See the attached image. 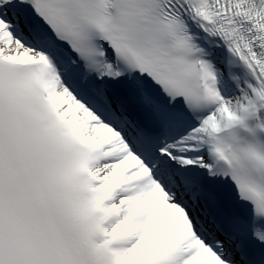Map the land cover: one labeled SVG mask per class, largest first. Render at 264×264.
Masks as SVG:
<instances>
[{"label":"snow or ice","instance_id":"6c2138e0","mask_svg":"<svg viewBox=\"0 0 264 264\" xmlns=\"http://www.w3.org/2000/svg\"><path fill=\"white\" fill-rule=\"evenodd\" d=\"M0 264H264V0H0Z\"/></svg>","mask_w":264,"mask_h":264}]
</instances>
